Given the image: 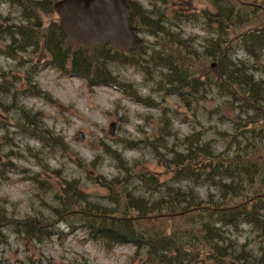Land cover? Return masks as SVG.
Wrapping results in <instances>:
<instances>
[{"label": "trees", "instance_id": "1", "mask_svg": "<svg viewBox=\"0 0 264 264\" xmlns=\"http://www.w3.org/2000/svg\"><path fill=\"white\" fill-rule=\"evenodd\" d=\"M56 1L0 0L21 10L19 23L0 13V38H10L1 52L16 58L31 49L44 54L45 63L64 75L79 77L90 87L112 86L136 102L153 106V100L142 97L110 68L131 63L149 72L146 63H150L158 70V83L187 104H200L215 88L227 103H239V112L236 120L230 118L233 132L217 130L229 143L223 150L203 132L179 138L165 110L151 139L120 138L132 149L150 146L168 176L165 179L149 170L136 171V161L130 164L102 140L100 152L115 162L119 174L107 178L99 173L97 159L79 165L88 180L108 190L104 204L91 201L80 181L69 180L61 170L41 162L43 172L54 180L46 183L45 191L54 190L57 204L49 206L48 215L23 219L8 218L0 208V237L2 229L8 228L26 240L43 242L63 234L58 223L64 222L72 230L82 227L107 248L133 245L134 258L150 264H264V240L254 250L227 236L229 230L249 225L264 237V81L238 56L240 52L258 59L264 53V0H208L215 9L198 14L209 35L202 49L192 37L172 31L156 3L146 9L135 2L130 20L153 37L154 45L127 52L117 51L107 41L84 47L68 40L53 10ZM6 76L0 74L4 80ZM0 91L12 95L7 103L0 101V113H14L15 124L24 131L42 141L50 139L51 147L77 157L64 138L54 136L44 124V113L18 105L17 88L2 83ZM23 93L57 104L33 80L25 82ZM200 185L210 189L205 197L196 189Z\"/></svg>", "mask_w": 264, "mask_h": 264}, {"label": "rangeland", "instance_id": "2", "mask_svg": "<svg viewBox=\"0 0 264 264\" xmlns=\"http://www.w3.org/2000/svg\"><path fill=\"white\" fill-rule=\"evenodd\" d=\"M133 1L146 9H151L153 3H156L165 15L170 29L186 38L192 37L196 47L202 49L204 38L209 35L202 29L198 14L203 9H215L208 0ZM0 13L11 17L15 23L20 22L21 10L15 5L0 3ZM53 17L56 19L55 15ZM263 20L264 16L261 15V21ZM142 36L146 39L147 46L154 45L153 37L145 33ZM9 42L8 37L0 38V74L5 72L7 75L6 80L0 77V84L6 83L7 87L18 89L15 94L18 105L44 113V124L54 136L56 134L63 137L77 157H69L58 148L51 147L50 139L42 141L28 130L24 131L15 124L14 113L7 115L1 111L0 208L5 209L8 218H36L39 213L48 215L49 206L57 204L54 190L45 191L46 183L53 184L54 180L51 179V174L43 172L41 162L52 170H61L69 180L80 181L91 201L107 203L105 197L108 190L88 180L87 173L79 165L97 159L99 173L107 178L119 174L115 162L100 152V142L117 149L130 164L136 161V171L149 170L158 174L160 179L167 178L150 146L141 145V149L137 150L130 148L126 142H120V138L135 141L151 139L157 120L164 114V110L173 133L179 138L203 132L206 138L216 143L218 150L229 145L217 130L234 131L230 118L233 115L236 120L239 103H227L215 88L210 90L211 94L201 100L200 104L193 101L189 105L158 83V70L150 66V63H146L149 72L146 67L131 63L111 64L112 72L125 82L132 83L142 97H149L155 102V105L149 106L129 99L113 87H90L81 78L64 75L45 63L42 56L44 54L32 52L31 49L19 52L16 58L7 56L1 49ZM238 56L251 65L256 76L264 81V53L258 59L244 56L240 52ZM31 80L42 92L50 94L57 104L48 102L43 97L20 94L25 82ZM11 99L12 95L0 91V101L7 103ZM240 114L244 116L242 111ZM30 150L37 155H33ZM196 189L203 197L210 191L204 185L197 186ZM60 223L58 227L63 234L43 242L26 240L10 229L3 228V236L0 237V264H150L139 256L134 258L135 247L130 244L107 248L103 243L94 241L82 227L72 230L64 222ZM227 236L254 250L264 240L249 225L242 226L238 231L229 230Z\"/></svg>", "mask_w": 264, "mask_h": 264}, {"label": "water", "instance_id": "3", "mask_svg": "<svg viewBox=\"0 0 264 264\" xmlns=\"http://www.w3.org/2000/svg\"><path fill=\"white\" fill-rule=\"evenodd\" d=\"M54 9L67 37L76 44L90 46L108 40L126 51L144 41L129 21L127 0H59Z\"/></svg>", "mask_w": 264, "mask_h": 264}]
</instances>
